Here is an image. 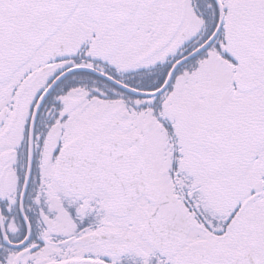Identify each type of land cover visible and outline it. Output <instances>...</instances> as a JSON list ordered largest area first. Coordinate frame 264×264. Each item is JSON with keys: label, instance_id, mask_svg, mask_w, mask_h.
<instances>
[{"label": "snow or ice", "instance_id": "1", "mask_svg": "<svg viewBox=\"0 0 264 264\" xmlns=\"http://www.w3.org/2000/svg\"><path fill=\"white\" fill-rule=\"evenodd\" d=\"M0 264H264V0H0Z\"/></svg>", "mask_w": 264, "mask_h": 264}]
</instances>
